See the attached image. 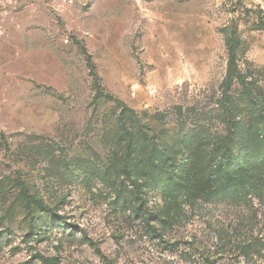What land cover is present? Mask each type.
<instances>
[{
    "label": "rangeland",
    "instance_id": "obj_1",
    "mask_svg": "<svg viewBox=\"0 0 264 264\" xmlns=\"http://www.w3.org/2000/svg\"><path fill=\"white\" fill-rule=\"evenodd\" d=\"M255 122L264 0H0V264H264V190L205 181Z\"/></svg>",
    "mask_w": 264,
    "mask_h": 264
},
{
    "label": "trees",
    "instance_id": "obj_2",
    "mask_svg": "<svg viewBox=\"0 0 264 264\" xmlns=\"http://www.w3.org/2000/svg\"><path fill=\"white\" fill-rule=\"evenodd\" d=\"M116 118L122 123L123 131L128 137L132 133L138 135L145 148L148 147L149 151H157L156 157H151V172L156 173L163 170L162 163L164 165L174 155L173 147L169 143L166 144L165 140H158L156 136H150V128H148L145 120L138 113H134L123 107ZM148 121L151 120L149 119ZM252 125L253 128L248 135L235 139L233 136L226 134L218 144L213 145L216 159L210 161L209 167L212 168L210 169L212 173L207 175L205 181L208 183L219 181V192L229 191L232 188L243 190L246 187L255 186V184L264 190V179H256L257 175L253 172V170H261L264 167V155L259 156L256 154L257 147L262 146L264 148V124L255 122ZM153 153L151 152V154ZM214 176H216L215 179H213ZM21 194L24 196L28 209H31L28 212L31 226L30 233L35 235L39 226L35 225L38 216L36 214L37 211L34 209L35 206L32 207V205L35 203V205L37 204L43 210H47V208L45 206L42 207V203L40 205V202L36 201L34 197L38 196L37 193L33 196L27 187H23ZM48 222L52 223L49 215L41 219V224H48ZM43 227L46 228L48 226ZM42 264L54 263L44 262Z\"/></svg>",
    "mask_w": 264,
    "mask_h": 264
}]
</instances>
